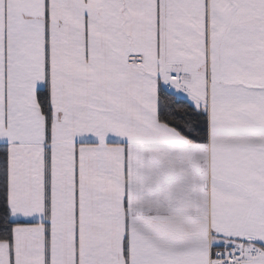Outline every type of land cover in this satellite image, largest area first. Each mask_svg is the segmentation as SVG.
<instances>
[{
    "label": "snow or ice",
    "instance_id": "6c2138e0",
    "mask_svg": "<svg viewBox=\"0 0 264 264\" xmlns=\"http://www.w3.org/2000/svg\"><path fill=\"white\" fill-rule=\"evenodd\" d=\"M0 264H264V0H0Z\"/></svg>",
    "mask_w": 264,
    "mask_h": 264
}]
</instances>
